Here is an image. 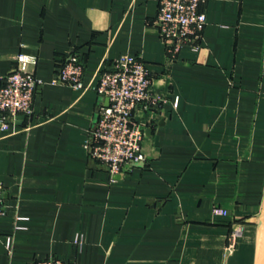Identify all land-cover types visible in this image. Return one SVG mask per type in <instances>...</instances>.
Returning a JSON list of instances; mask_svg holds the SVG:
<instances>
[{
	"label": "crops",
	"instance_id": "0c3cea01",
	"mask_svg": "<svg viewBox=\"0 0 264 264\" xmlns=\"http://www.w3.org/2000/svg\"><path fill=\"white\" fill-rule=\"evenodd\" d=\"M160 0H0V76L36 57L33 112L2 127L0 264H254L264 194V0H207L198 47L166 65ZM77 53L86 89L54 83ZM140 57L164 99L137 116L144 160L111 175L85 147L98 74ZM178 99L175 106L174 103ZM262 138V137H261ZM246 154V156H245ZM215 204L229 209L216 215ZM245 224L224 255L229 232ZM17 226H20L17 228ZM11 238L10 246L7 239Z\"/></svg>",
	"mask_w": 264,
	"mask_h": 264
},
{
	"label": "built area",
	"instance_id": "2783aa9c",
	"mask_svg": "<svg viewBox=\"0 0 264 264\" xmlns=\"http://www.w3.org/2000/svg\"><path fill=\"white\" fill-rule=\"evenodd\" d=\"M207 0H160L155 22L166 47V65L174 63L186 45L198 47L207 15L201 5ZM36 57L17 53L15 67L0 76V112L2 127L19 115L30 116L34 96L41 81L34 74ZM85 68L77 53H71L58 67L54 83H64L76 89H86ZM153 76L146 63L138 56L123 53L114 59L110 68L98 74L96 91L108 99L100 105L97 119L89 130L85 147L89 156L104 165L111 175L126 171L129 166L144 160L142 141L147 124L137 119L139 114L154 109L164 101L152 92ZM178 99L174 105L176 106ZM8 205L0 193V216L7 213ZM212 211L226 216L229 210L215 204ZM20 226H17L19 228ZM243 227L233 224L224 246V255L236 249ZM11 238L7 239L9 247ZM30 264H75L60 258L38 259Z\"/></svg>",
	"mask_w": 264,
	"mask_h": 264
},
{
	"label": "water",
	"instance_id": "95a60500",
	"mask_svg": "<svg viewBox=\"0 0 264 264\" xmlns=\"http://www.w3.org/2000/svg\"><path fill=\"white\" fill-rule=\"evenodd\" d=\"M24 118H25L24 115L18 116L19 120H22ZM254 264H264V194H263V199H262V204H261V209H260V215L257 221V239H256V252H255V263Z\"/></svg>",
	"mask_w": 264,
	"mask_h": 264
},
{
	"label": "rangeland",
	"instance_id": "374dc122",
	"mask_svg": "<svg viewBox=\"0 0 264 264\" xmlns=\"http://www.w3.org/2000/svg\"><path fill=\"white\" fill-rule=\"evenodd\" d=\"M262 137V138H261ZM259 143L262 145V147L264 148V135H262V136H260L259 137ZM245 156H246V154H245ZM229 210V209H228ZM236 224H238V225H241L242 227H243V229H244V226H245V224L243 223V222H238V223H236ZM231 230H232V228H231ZM230 230V231H231ZM234 253V252H233Z\"/></svg>",
	"mask_w": 264,
	"mask_h": 264
}]
</instances>
